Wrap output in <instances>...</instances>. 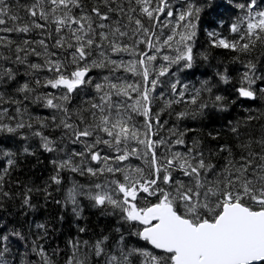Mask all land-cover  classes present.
<instances>
[{
	"label": "snow or ice",
	"instance_id": "snow-or-ice-1",
	"mask_svg": "<svg viewBox=\"0 0 264 264\" xmlns=\"http://www.w3.org/2000/svg\"><path fill=\"white\" fill-rule=\"evenodd\" d=\"M256 101L258 0H0V264H264Z\"/></svg>",
	"mask_w": 264,
	"mask_h": 264
},
{
	"label": "trees",
	"instance_id": "trees-1",
	"mask_svg": "<svg viewBox=\"0 0 264 264\" xmlns=\"http://www.w3.org/2000/svg\"><path fill=\"white\" fill-rule=\"evenodd\" d=\"M258 3H261V5L264 6V0H258ZM205 39H206V36L204 35V33L202 31L201 32V40L203 41ZM256 55H259V52H257ZM213 63H215V61H213ZM225 63H227V60H225ZM200 71H203V69H201ZM203 78H206V77H203ZM261 107H264V105H262L260 101H256L255 104L253 105V108L254 109L255 108H261ZM165 118H167V117H165ZM173 121H174V118H173ZM188 123L198 127V131H201L202 132V136H203V138H204L205 141H208L209 140V137L207 135L208 134V131L210 129H212L213 127H218L219 126L218 123L213 124V123H210V122H207V121H205V125L206 126H204L202 128H200V126L198 125L197 122L188 121ZM252 131L255 133V135H259V126L257 125V128L253 129ZM221 142H223V139L221 140ZM35 175L36 176H39L40 175V171L37 170L36 173H35ZM78 179H82V178H78ZM50 211H52L53 214H55V209H50ZM60 243H61V245H63V238H61Z\"/></svg>",
	"mask_w": 264,
	"mask_h": 264
},
{
	"label": "rangeland",
	"instance_id": "rangeland-1",
	"mask_svg": "<svg viewBox=\"0 0 264 264\" xmlns=\"http://www.w3.org/2000/svg\"><path fill=\"white\" fill-rule=\"evenodd\" d=\"M134 164H139L140 162L139 161H133Z\"/></svg>",
	"mask_w": 264,
	"mask_h": 264
}]
</instances>
